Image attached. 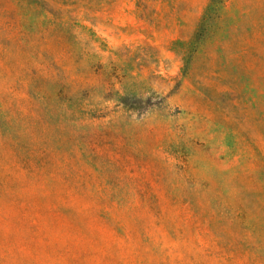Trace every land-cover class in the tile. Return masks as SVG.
Listing matches in <instances>:
<instances>
[{"label":"rangeland","instance_id":"1","mask_svg":"<svg viewBox=\"0 0 264 264\" xmlns=\"http://www.w3.org/2000/svg\"><path fill=\"white\" fill-rule=\"evenodd\" d=\"M0 264H264V0H0Z\"/></svg>","mask_w":264,"mask_h":264}]
</instances>
